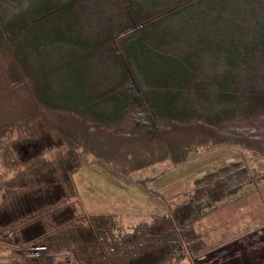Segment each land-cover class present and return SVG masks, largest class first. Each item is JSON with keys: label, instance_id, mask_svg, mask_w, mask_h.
Returning a JSON list of instances; mask_svg holds the SVG:
<instances>
[{"label": "trees", "instance_id": "1", "mask_svg": "<svg viewBox=\"0 0 264 264\" xmlns=\"http://www.w3.org/2000/svg\"><path fill=\"white\" fill-rule=\"evenodd\" d=\"M46 1L33 18L17 20L33 1L0 0V150L15 132L36 139L39 126L58 138L53 164H64L65 171V206L26 213L28 224H19L20 237L38 246L21 264H186L187 256L200 257L208 247L193 224L211 211L210 184L230 197L258 169L224 165L195 181L177 218L153 215L130 229L120 228L114 216L76 213L69 203L81 198L75 175L95 162L128 178L170 163L156 178L185 165L194 151L224 146L264 160V0H252V13L239 17L258 36L244 52L222 38L196 50L161 39L175 32L174 20L204 30L194 21L206 0ZM92 3L108 7L107 24L83 22L81 34L66 45L50 34L45 24L62 16L68 34L76 35L72 18L88 15ZM152 34L160 36L153 38L162 61L145 67L136 58L151 50ZM63 48L69 55L57 61ZM79 58L96 74L91 68L70 76L71 67L80 71ZM36 159L14 164L24 170L20 179L38 172L31 168ZM259 177L264 181L263 173ZM16 181L9 182L11 195L34 184L17 187Z\"/></svg>", "mask_w": 264, "mask_h": 264}, {"label": "rangeland", "instance_id": "2", "mask_svg": "<svg viewBox=\"0 0 264 264\" xmlns=\"http://www.w3.org/2000/svg\"><path fill=\"white\" fill-rule=\"evenodd\" d=\"M20 1L33 2H31L28 12L19 15L18 18L16 17L17 20L27 17L33 18L39 7L47 2L46 0H14V2ZM51 1L55 6L58 5V0ZM251 2L252 0H206L200 4L203 9V12L199 14L200 19L194 21L198 25L203 23L204 30L190 31L186 21L174 20L171 29L175 32L171 31L170 35L163 36L161 39L166 42L174 39L178 47L186 50H196L198 47L212 46L213 44L210 43L222 38L225 42L231 41L235 47L244 52L246 48L251 46V41L258 37L254 34V31L245 28V24L242 25L239 21L241 15L252 13L251 10L247 9L249 5L250 7L253 6V2ZM92 4L87 6L88 15L82 16L78 13L72 18V21L76 23V30L74 31L76 35L68 34L66 20L62 16L53 18L50 21L61 20L45 24L48 28H51L50 34L55 38L62 39L66 45L68 40L75 39L81 34L85 27L83 22L96 23L100 19L103 24H107L110 19L108 7L99 3ZM117 18L119 19V17ZM59 24H61L60 32ZM153 36L160 38L158 34H152L149 37L151 50L140 54L136 58V62H141L145 67H151L155 63L160 64L162 61L160 54H158L159 50L155 47L159 42ZM41 38V42H47L50 39V37ZM80 47L75 48L74 52L78 53L79 49L81 50ZM68 55L67 48H63L59 55H55V57L57 61H63ZM80 55L81 53H79ZM103 65L106 66L107 63L103 62ZM76 66L79 67L80 71L76 68H70V76L76 78H80V75L85 76L84 72L91 68L93 72L96 69L93 67L94 65L84 64L82 60L80 61V58ZM97 69V73L100 74L99 68ZM66 78H64L63 83L69 82L70 78L67 80ZM37 132H39L38 137L34 140H27L25 134L15 132L8 137L7 142L0 150V264H21L23 256H30L37 251L38 246L31 245L29 238H21L17 231L22 226L19 225L22 221L24 226L28 224L29 217L25 215L26 213L36 212L35 214H39V212L45 211L52 205L56 206L59 202V208L65 206V200L62 201L65 180V171L62 166L64 164H61L62 166L53 164L55 162L54 158L57 156L56 148L59 146V140L42 127L39 128L38 126ZM12 144L15 149L14 147L11 150L7 149V146ZM37 157L38 159L34 161L35 163L31 165V168L39 167L38 172L33 174V177H31L32 174H28L27 178L20 179L21 177H18L20 171L24 170L21 169L22 167L14 166V164L20 163L23 166V162L30 163L32 159ZM232 162H243L250 169L259 170H255V178L252 175L251 178H254L252 182L241 190L252 191L254 197L251 200L254 203L264 202V194H262L264 193V181H258L260 174H264V160L258 159L238 147L224 146L211 150L194 151L185 165L171 169L156 178L151 176L160 174L163 170L170 168V163L146 169L128 178L103 163L95 162L75 175V182L81 198L79 201L72 203L69 201L70 207L76 208V213L82 215L114 216L119 223V227L123 229H130L142 221L148 220L153 215L167 214L175 219L178 216V211L184 205L186 206L187 201L184 194L194 189L195 181ZM52 165L53 167H50ZM28 166L30 164H27ZM15 177L17 181L13 185L17 187H24L26 184H32L33 182L35 186L33 184V187L30 186L31 188H17L14 194L11 195L9 182L14 180ZM212 185L214 184H210L209 189L214 194L216 191H214ZM218 194L220 196V192ZM62 211L60 210V212ZM43 219L46 220L47 218L44 217ZM195 224L196 222L193 224L194 228ZM195 230L197 231L196 228ZM61 254L65 256L67 252Z\"/></svg>", "mask_w": 264, "mask_h": 264}, {"label": "crops", "instance_id": "3", "mask_svg": "<svg viewBox=\"0 0 264 264\" xmlns=\"http://www.w3.org/2000/svg\"><path fill=\"white\" fill-rule=\"evenodd\" d=\"M253 197L246 189L211 195V211L195 224L208 251L186 264H264V202Z\"/></svg>", "mask_w": 264, "mask_h": 264}]
</instances>
